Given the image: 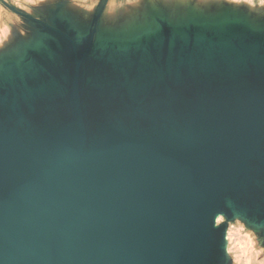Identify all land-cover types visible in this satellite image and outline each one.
Masks as SVG:
<instances>
[{
    "label": "water",
    "instance_id": "obj_1",
    "mask_svg": "<svg viewBox=\"0 0 264 264\" xmlns=\"http://www.w3.org/2000/svg\"><path fill=\"white\" fill-rule=\"evenodd\" d=\"M1 1L30 34L0 51V264H232L237 219L264 246V18Z\"/></svg>",
    "mask_w": 264,
    "mask_h": 264
},
{
    "label": "rangeland",
    "instance_id": "obj_2",
    "mask_svg": "<svg viewBox=\"0 0 264 264\" xmlns=\"http://www.w3.org/2000/svg\"><path fill=\"white\" fill-rule=\"evenodd\" d=\"M18 9L36 17L49 16V10L59 2L84 19H89L102 0H6ZM158 4L172 11L182 10L194 5L203 10H215L231 6L264 18V0H109L103 23L120 25L141 17L149 5ZM30 34L26 20L9 9L0 0V51L7 50ZM228 247H231L232 264H264V246L257 232L248 228L239 219L230 222L227 232Z\"/></svg>",
    "mask_w": 264,
    "mask_h": 264
},
{
    "label": "snow or ice",
    "instance_id": "obj_3",
    "mask_svg": "<svg viewBox=\"0 0 264 264\" xmlns=\"http://www.w3.org/2000/svg\"><path fill=\"white\" fill-rule=\"evenodd\" d=\"M185 2H186V3H190V0H185ZM225 219H226V218H225L223 215H221V216H219V217L217 218V223L219 224V223H221V222H224ZM226 252H227L229 255H231V252H232L231 247L226 248Z\"/></svg>",
    "mask_w": 264,
    "mask_h": 264
}]
</instances>
